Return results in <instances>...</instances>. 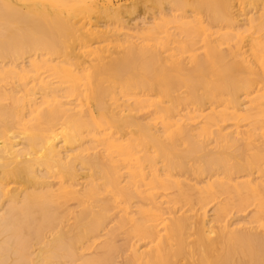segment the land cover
<instances>
[{"label":"bare ground","instance_id":"6f19581e","mask_svg":"<svg viewBox=\"0 0 264 264\" xmlns=\"http://www.w3.org/2000/svg\"><path fill=\"white\" fill-rule=\"evenodd\" d=\"M125 4L0 0V264H264V233L211 226L233 211L257 209L245 225L264 217V137L239 124L224 134L252 119L264 130V0ZM139 5L160 18L128 34ZM187 163L200 178L238 169L249 180L158 202L152 193L182 190L171 173ZM134 199L149 209L130 212ZM182 201L199 209L172 221L166 206Z\"/></svg>","mask_w":264,"mask_h":264},{"label":"rangeland","instance_id":"374dc122","mask_svg":"<svg viewBox=\"0 0 264 264\" xmlns=\"http://www.w3.org/2000/svg\"><path fill=\"white\" fill-rule=\"evenodd\" d=\"M115 1V4H117V5H126L125 3H127V5H130V3L133 1V0H114ZM129 3V4H128ZM140 6L141 5H139V7H138V11L137 10H135L136 12H133L132 14H130V15H124L125 16V23H126V27L124 28L125 30V32H127L128 34H132V32H135L136 30H142L144 27H143V24H146V26H149L151 23H152V21H153V18H160L159 17V15L155 12V11H144V8H143V6H142V9L140 8ZM139 8H140V10H139ZM261 9L262 8H260V7H258V9L257 10H259V12L261 11ZM154 12V13H153ZM153 14H156L155 16H153ZM165 14H167L168 15V17H170V11H169V9H167L166 11H165ZM127 16V17H126ZM189 18V20L191 19V17H190V15H187ZM256 16H257V18H258V16H259V14H256ZM255 16V17H256ZM206 17V18H205ZM204 17V19H205V21L207 22V23H209L210 25H212V28H213V31H215L216 29H218L219 27H223V25H219L218 26V24L219 23H215V24H212L213 22H210V18L208 17V16H205ZM207 17H208V20H207ZM102 22V25H101V29H103V30H105L106 28L104 27V25H103V22H105V21H101ZM217 24V25H216ZM216 28V29H215ZM170 33H172L173 35H174V37L171 39L172 41H175V42H177V43H181V42H188V40L189 39H184V37H182V36H178V35H176V33L177 32H175L174 30H171V32ZM260 36H256V37H254V38H259ZM194 39V38H193ZM193 39H192V41H193ZM190 41V40H189ZM190 43V42H189ZM136 44H139V42H137ZM173 47H178L179 45L178 44H175V45H172ZM201 45H199V46H197V47H200ZM223 50V49H222ZM225 50H227V49H225ZM194 53V52H193ZM203 55V52H199V53H196V55L197 56H199V55ZM188 54H186V55H183L182 57L184 58V59H188ZM187 62V61H186ZM185 62V63H186ZM25 63H27V61L25 62ZM189 67V66H188ZM261 88H264V86H262ZM135 94H137L139 97H140V100H143V99H145V98H147V97H145V96H143V91H140V90H138V91H136V92H134ZM179 93H182V91H180ZM222 100V99H221ZM223 100H224V98H223ZM218 101H220V100H218ZM248 108H250V109H248L249 111L251 110V108L253 109V107L251 106H248ZM204 110H206L204 113H205V115L206 116H209V114L211 115V109L209 110V106L207 105V106H205L204 107ZM93 112L96 114V115H98V120L100 121L101 120V117L99 116V115H101V113L97 110V109H93ZM209 113V114H208ZM253 113H255V112H253V110L252 111H250L249 112V114H251V115H253ZM208 114V115H207ZM140 116H144V113H141V114H138V117H140ZM145 116H146V113H145ZM147 117V116H146ZM142 118V117H141ZM141 118H139V119H141ZM253 120L254 119H252V120H249V122L248 121H246V122H243V123H232V122H230V123H227L226 125H225V129L227 130L228 128H230L231 126H235V124L237 125V124H239L240 126L239 127H241L242 126V128H239L240 130V133L243 135V133H244V135H252L253 136V140L255 141V143L256 144H258V143H260L261 141H263V137H264V135L262 134L263 132H264V130H262V132L261 131H254V127L252 128V126H253V124L254 123H252L253 122ZM148 121H144V123H142V124H146ZM245 123V124H244ZM231 124H233V125H231ZM252 126H251V125ZM246 126H248V127H246ZM228 127V128H227ZM224 129V130H225ZM234 129H235V127H232V129H228V131L226 132V130H225V133L224 134H230V132L232 133L233 131H234ZM243 129V130H242ZM252 129V130H251ZM224 130H223V132H224ZM215 131V130H214ZM242 131H243V133H242ZM133 132H135V130H133ZM229 132V133H228ZM253 132V133H252ZM260 132V133H259ZM251 133V134H250ZM223 134V133H222ZM226 134V135H227ZM258 135V136H257ZM262 137H261V136ZM213 137H211V138H208V139H206V146L208 145V143H209V139H210V144L212 143V141H211V139H212ZM214 139V138H213ZM180 145H181V142H180ZM86 147H87V145H85ZM182 146V145H181ZM208 149L210 148L211 150H213V151H216L215 150V140H214V144H212V146H210L209 147V145H208V147H207ZM214 148V149H213ZM180 149H183V147L182 148H180ZM209 149V152H211V150ZM205 151H206V153H208V150H204V152H201V153H199L197 156H198V158L200 159L201 157H203L204 156V153H205ZM212 151V152H213ZM241 152H237V153H235L236 155H238V154H240ZM196 156V157H197ZM197 158V159H198ZM188 163H190L189 161H187ZM199 162V163H198ZM197 163L200 165V161H198ZM186 164V166L183 168V170H182V168H179V169H181V170H179V171H172V173H171V175L173 176V181L174 182H176V183H178V184H180L181 183V186L184 188H182V190H181V187L180 186H178L177 188H175V189H173V190H170V191H168V192H155V193H152L153 195H155V196H159V197H161L160 199H158V202H163V201H168L169 199L170 200H174V199H176V196L178 197V195L179 194H182L184 191H187V190H190L191 191V189H193L192 190V192L194 193H199L203 188H204V186L207 184V183H209V182H212V181H220V182H225V183H227L228 185H231V186H235V185H237V186H241V184H242V186L243 185H245V183L249 180L248 179V175L250 174V173H247L246 174V172L244 173V171H243V173H241L238 169H236V170H233V171H226V173H228L227 175H226V173L225 172H222V170H220L219 172H217V171H213V175H212V173H210V175L208 174V175H203V177H201L200 178V176L201 175H199V177H198V175H197V173H194V175H193V169L191 168V167H189V166H191V164L193 163H191V164ZM195 163H196V161H195ZM198 164H197V167H198ZM232 164V163H231ZM232 165H234V163L232 164ZM235 165H237V164H235ZM189 167V168H188ZM196 165H195V167H194V172H195V170H196ZM187 168V169H186ZM192 169V170H191ZM178 170V169H177ZM186 170V171H185ZM224 171V170H223ZM239 172V173H238ZM252 172V177H253V179H255V178H258V176L260 177V175H257L256 174V171L255 170H252L251 171ZM215 173V174H214ZM216 173H217V175H216ZM225 173V174H224ZM192 174V175H191ZM230 174V175H229ZM216 175V176H215ZM223 177H222V176ZM219 176V177H218ZM257 176V177H256ZM208 180H210L209 182H208ZM57 183V182H56ZM244 183V184H243ZM240 184V185H239ZM186 188V189H185ZM55 189H56V187H55ZM195 189V190H194ZM178 190V191H177ZM198 190H199V192H198ZM179 192V193H178ZM194 193V194H195ZM196 195V194H195ZM180 196V195H179ZM229 197H230V195H228ZM228 196H226L225 195V197L223 196V198H221V199H219L216 203H215V205L216 204H219V203H221V204H223V205H225V204H228L229 203V200H230V198L228 199L227 197ZM225 198H227V203L226 202H223V200L225 201ZM231 198H232V196H231ZM103 201H106V197L104 196V197H102L101 198ZM222 201V202H221ZM232 200H230V202H231ZM264 201V200H263ZM184 202V203H183ZM131 203V204H130ZM129 203V205H130V208H131V210H130V212H134V213H137L138 211H139V207L141 208V210H144L145 209V211L146 210H148L149 208L147 207L148 206V203H146V202H139L137 199H134V201L132 200L131 202ZM192 204H194V203H192ZM192 204H191V206H192ZM214 204H212L211 206H209L208 208V218H207V220H209V221H211L212 220V218H214V214H213V211H216V209H218V206H215ZM222 205V206H223ZM75 206H76V202H70V203H67V204H65L64 205V207H63V209L65 210V209H67V208H69L70 210H72V211H74V212H78L79 210L77 209L76 210V208H75ZM190 203L187 205V202L186 201H182V203L180 204L179 203V205L178 204H175V205H172V206H166V209L167 208H171L172 207V209H170V212L172 211V215H171V217H172V221L173 220H177L178 218L179 219H182V217H185L186 216V218H187V216L190 218V215H191V217H192V214H193V212L195 211V210H198L199 208L198 207H194V211L190 214V213H188L189 212V210H190ZM74 208H75V210H74ZM192 209V208H191ZM255 210H256V212H257V209L255 208ZM255 210L253 209V208H251V209H248L247 211H245V212H241V213H238V212H232L229 216H228V218L226 219V221H225V223H221L220 225H218V226H216L217 225V223L215 222L214 224L212 223L211 224V226L213 225V228H216L217 230L218 229H220V230H222L221 228H224V226H228L229 228H228V231L229 232H231V231H237V233L238 232H242V233H246V234H250L249 233V231H251V235H253V234H255L256 236H261L263 233H264V217H263V219H262V221L261 222H259L258 224H253V225H245V224H247L248 222H250V221H253L254 219H253V217L255 216ZM174 211V212H173ZM192 211V210H191ZM186 212V213H185ZM197 212V211H196ZM177 213V214H176ZM185 216H184V215ZM199 214V213H198ZM175 215H176V217H175ZM111 216H112V214H111ZM178 216V217H177ZM182 216V217H181ZM252 216V217H251ZM115 216L113 215L112 216V218L113 219H116V218H114ZM181 217V218H180ZM175 218V219H174ZM112 219V220H113ZM170 219V218H169ZM185 219V218H184ZM171 220V219H170ZM196 220L197 219H195L194 218V225H195V222H196ZM232 223H233V225H232ZM239 223H240V225H239ZM70 224H72V222L70 223ZM219 224V223H218ZM223 224H225L224 226H223ZM245 225V226H244ZM256 225H257V227H256ZM111 226H113V224H111ZM111 226H109V227H111ZM223 226V227H222ZM239 226V227H238ZM255 226V227H254ZM252 228V229H251ZM253 228H255V229H253ZM216 229H214V230H216ZM239 229H240V231H239ZM256 229L258 230V231H256ZM261 229V230H260ZM263 229V230H262ZM217 230H216V233H217ZM218 231V233L220 232V234H221V231ZM244 231V232H243ZM247 231H248V233H247ZM193 232H195V230L193 231ZM262 232V233H261ZM191 233H192V231H191ZM261 233V234H260ZM119 234H121L120 232H117L116 233V235L118 236ZM193 234V233H192ZM220 234H217L218 236L220 235ZM259 234V235H258ZM218 236H216V239H217V237ZM122 237L123 236H118V241H121L122 240ZM192 241H191V240ZM189 240H188V243L190 244L191 243V245L193 244V242L195 241L196 242V236H193V237H191ZM218 240V239H217ZM214 241L216 242V240L214 239ZM194 242V243H195ZM144 242H141V243H139V245L140 246H144ZM195 245V244H194ZM196 246V245H195ZM194 246V247H195ZM196 248V247H195ZM147 249L148 248H146L145 246L141 249V252H145V251H147ZM123 258H125V257H123ZM122 258V259H123ZM118 263H121V261L120 260H118ZM183 264V263H182Z\"/></svg>","mask_w":264,"mask_h":264}]
</instances>
